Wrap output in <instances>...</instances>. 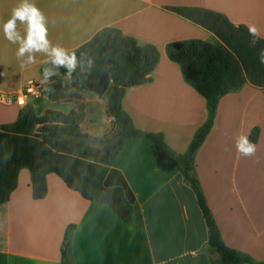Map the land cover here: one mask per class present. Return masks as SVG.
Listing matches in <instances>:
<instances>
[{"label": "crops", "instance_id": "1", "mask_svg": "<svg viewBox=\"0 0 264 264\" xmlns=\"http://www.w3.org/2000/svg\"><path fill=\"white\" fill-rule=\"evenodd\" d=\"M47 19L52 47L73 51L110 27L138 45L150 44L158 51V62L150 81L130 87L123 109L140 130L162 133L175 153L185 151L196 130L207 117L205 99L188 85L177 63L166 55L170 42L199 39L214 43L206 28L184 18L174 8H191L223 15L234 26L254 25L264 40V0H30ZM20 0H0V125L16 122L24 107L15 102L28 81L38 83L49 103H71L73 108H49L67 113L78 105L47 91L57 85V75L42 83V65L51 58L36 53V63L22 64L19 44L5 39L3 23ZM21 36L25 26L19 24ZM69 82V81H68ZM70 86V83H68ZM71 87V86H70ZM72 89V88H71ZM94 94V93H93ZM10 97V102L1 97ZM84 107L80 129L94 136H110L116 125L106 116V126L93 123L96 111L106 113V101L97 95L78 92ZM28 99V98H27ZM46 105V106H44ZM90 105H93L90 107ZM95 107V109H94ZM97 111V112H98ZM10 112V118L5 116ZM257 129L256 153L241 156L236 139ZM114 168L123 175L134 195L131 219L123 221L112 209L88 201L70 189L58 176L46 177V193L32 196L30 172L20 170L15 190L0 204V264H62L61 249L66 230L73 227L71 254L74 264H211L215 253L191 188L170 160H157L150 144L128 139ZM197 179L224 244L264 264V88L246 81L239 89L222 96L213 126L194 155ZM241 187L237 195L225 192L229 185ZM213 187V192L209 188Z\"/></svg>", "mask_w": 264, "mask_h": 264}, {"label": "trees", "instance_id": "2", "mask_svg": "<svg viewBox=\"0 0 264 264\" xmlns=\"http://www.w3.org/2000/svg\"><path fill=\"white\" fill-rule=\"evenodd\" d=\"M173 11L217 38L214 43L187 39L170 42L165 47L167 57L178 64L184 81L206 101V120L185 151L175 153L166 145L162 133L136 128L122 106L128 88L150 81V73L158 62L157 49L150 44L138 45L133 38L107 27L69 52H74L77 58V67L70 78L66 68L56 69L50 60L41 68L42 75L45 67L57 71V75L69 81L77 95L89 90L88 86L103 72L108 73L111 84L103 98L106 113L117 128L112 135L104 137L106 148L101 151L93 147L91 143L100 139L81 131L82 112L79 110L63 113L47 109L37 115L30 107H24L16 122L0 125V204L7 202L15 190L20 170L27 169L33 198L45 195L46 177L55 174L86 200L108 205L123 221L129 222L134 195L113 165L128 139H142L150 144L155 159L172 161L191 188L205 221L208 245L215 253L211 264H261L224 244L193 169L195 152L213 126L220 98L239 89L246 81L264 88V64L260 62L264 40L251 36L245 26L232 25L218 13L191 8H174ZM57 88L50 86L47 92L50 98ZM257 134L258 130L254 129L250 141L254 143ZM72 231L73 227H69L64 236L62 264H74Z\"/></svg>", "mask_w": 264, "mask_h": 264}, {"label": "clouds", "instance_id": "3", "mask_svg": "<svg viewBox=\"0 0 264 264\" xmlns=\"http://www.w3.org/2000/svg\"><path fill=\"white\" fill-rule=\"evenodd\" d=\"M18 22L25 26L26 34L21 36L18 31ZM47 19L43 12L30 0H20V3L11 11L10 18L3 23V33L5 39L13 44H19L16 56L22 60V64L30 65L36 63V53H45L51 59V64L59 69H67V76L77 67V58L74 52L69 53L64 48L52 47L48 39ZM249 34L253 37L258 36V30L254 25H248ZM255 40L252 44H255ZM48 61H46L47 63ZM260 62L264 64V51L260 53ZM58 72L51 68L45 67L43 70L42 83H47L50 78L57 75ZM237 152L243 157H251L256 153V145L250 141L247 135H240L236 139Z\"/></svg>", "mask_w": 264, "mask_h": 264}, {"label": "rangeland", "instance_id": "4", "mask_svg": "<svg viewBox=\"0 0 264 264\" xmlns=\"http://www.w3.org/2000/svg\"><path fill=\"white\" fill-rule=\"evenodd\" d=\"M56 81H57V85L61 86V90L57 91V89H54L53 93L55 95H59L61 97V99L67 98L70 101H74L75 104L78 105V110L82 112L84 107L82 106V103L78 100L79 96L75 92H73V90L69 86V84H68L69 82L66 79L60 78V77H57ZM93 93L94 92L91 90H86V94H88V95H97L96 93H94V94ZM96 97H98V95ZM43 102H45V103L47 102V106H49V108H60V109L65 110V111L69 110V108L74 107L73 104H71V103L70 104L66 103V104H62V105H60L57 102L56 103H49L47 98H45L44 96L40 97L39 99H37L33 96H30L27 99L28 106H30L35 112H39V110H41V108L44 104ZM44 106H46V105H44ZM90 107H92V109H93V105H90ZM94 109H95V107H94ZM8 110H9V108H7L6 106L0 105V112L1 113H4L5 111H8ZM97 111L95 109V115L93 114V123H94L95 128L100 130L106 126L107 118H105V117L107 116V113H104L102 111H98V112ZM10 115H11L10 112H7L5 114V116H7V118L8 117L10 118ZM2 125H4V124H2ZM81 131L83 132V130H81ZM95 137H97L100 140L92 142L91 145L93 147L103 151L107 146V144L103 141L105 139L104 138L105 136H103V137L95 136ZM228 189L229 190H227L225 192H229V194H233V195H237L238 193L241 192V187L238 186V183H236L235 185H229ZM209 190H210V192H213L214 188L210 187Z\"/></svg>", "mask_w": 264, "mask_h": 264}, {"label": "built area", "instance_id": "5", "mask_svg": "<svg viewBox=\"0 0 264 264\" xmlns=\"http://www.w3.org/2000/svg\"><path fill=\"white\" fill-rule=\"evenodd\" d=\"M40 95H41V88L38 85V83L34 81H28L24 85L22 91L19 94H17L14 98L17 105H19L20 107H26L28 97L30 96L39 97ZM10 99L11 98L8 96L1 97V101L3 102H10Z\"/></svg>", "mask_w": 264, "mask_h": 264}, {"label": "water", "instance_id": "6", "mask_svg": "<svg viewBox=\"0 0 264 264\" xmlns=\"http://www.w3.org/2000/svg\"><path fill=\"white\" fill-rule=\"evenodd\" d=\"M110 84L111 80L108 73L103 72L96 82L88 86V89L96 93L98 97H103Z\"/></svg>", "mask_w": 264, "mask_h": 264}]
</instances>
